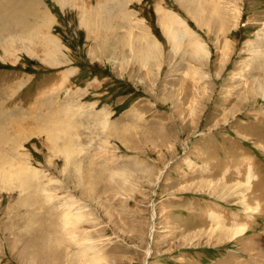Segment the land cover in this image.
Returning <instances> with one entry per match:
<instances>
[{"label":"rangeland","instance_id":"1","mask_svg":"<svg viewBox=\"0 0 264 264\" xmlns=\"http://www.w3.org/2000/svg\"><path fill=\"white\" fill-rule=\"evenodd\" d=\"M98 1L0 0V264H264V0Z\"/></svg>","mask_w":264,"mask_h":264},{"label":"bare ground","instance_id":"2","mask_svg":"<svg viewBox=\"0 0 264 264\" xmlns=\"http://www.w3.org/2000/svg\"><path fill=\"white\" fill-rule=\"evenodd\" d=\"M175 22H176V24L181 23L180 22V19L179 18H175V15L173 13L166 12V15H163L162 16L161 24L163 25L165 31L168 33V36L171 39H173V40L176 38V35H177L176 29L173 26V24ZM181 25H182V23H181ZM49 41H50L49 42V46H53V48L50 51V57H49V59L50 60H53L54 62H57L56 59H59L57 53L59 52V48L60 47H59L58 43L53 38H49ZM156 42H155V44H156ZM63 58H64V56H63ZM61 63L62 62H59L58 64H61ZM68 215H69L68 212L67 213H64V215L59 216L57 218V220H55V222L53 223L54 226H55L54 227V232L50 236H48L49 233H45L44 234L45 237H46V239L44 241L45 242V245L53 244L55 242L57 246L60 245V247H63L62 244H66V245L69 244L68 241H67V239H66V236L67 237L68 236H71V237H76L77 238V235H78L77 228L74 227V226H72V227L69 226V224L66 221V219L68 218ZM65 229H66V231H65ZM241 231H244V229L241 230ZM241 231H237V232H241ZM82 235H84L83 232H82ZM152 236H153V230H151V239H152ZM68 248H66V250ZM79 249H80L81 256L84 255V254H86L88 252V250H89V248L87 246H85V245H82V243H81V246L79 247ZM148 253H150V250L148 251ZM95 259H96V262L99 263V261L97 259V255H95L94 258L91 259V260H93V262H94Z\"/></svg>","mask_w":264,"mask_h":264},{"label":"crops","instance_id":"3","mask_svg":"<svg viewBox=\"0 0 264 264\" xmlns=\"http://www.w3.org/2000/svg\"><path fill=\"white\" fill-rule=\"evenodd\" d=\"M107 0H99L98 1V3L100 4L101 2H105L104 3V5H105V7H107L108 6V1L106 2ZM121 1H123V0H121ZM120 1V2H121ZM126 1H128V0H126ZM97 3V4H98ZM96 4V5H97ZM122 6H125V4H124V1H123V3H120V7H122ZM84 7H86V6H84ZM93 7V6H92ZM180 15V14H179ZM92 32H90V34H91ZM92 35V34H91ZM110 38H113V37H110ZM119 38H121V37H119V36H116L115 35V37H114V40L116 41V48H115V46H113L112 48H109V50H108V52L110 53V50L112 49V51H111V53H112V55L114 56V57H117L118 58V55H119V52L121 53V54H124L125 53V51H126V49H128V47H130V46H125V47H122L119 43H118V39ZM107 41H110V39L109 40H107ZM119 45V46H118ZM133 51L136 53V51L134 50V48H133ZM129 53V52H128ZM103 54V53H102Z\"/></svg>","mask_w":264,"mask_h":264}]
</instances>
